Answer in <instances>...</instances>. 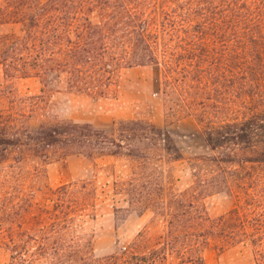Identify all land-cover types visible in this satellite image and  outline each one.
Here are the masks:
<instances>
[{
    "label": "rangeland",
    "instance_id": "1",
    "mask_svg": "<svg viewBox=\"0 0 264 264\" xmlns=\"http://www.w3.org/2000/svg\"><path fill=\"white\" fill-rule=\"evenodd\" d=\"M27 1L12 0L0 18V125L88 123L101 130L103 148L0 154V264H264V161L248 159L264 155L263 143L207 140L226 122L264 113V65L243 27L226 29L227 40L248 56L198 67L190 53L176 57L181 46L168 42L160 9L145 32L108 17L104 45L137 62L99 87L59 71L45 84L21 73L25 46L7 40L24 34V23L1 20L50 0ZM95 7V22L113 11ZM201 36L198 44L224 51L212 32L190 31L188 46ZM134 121L168 131L175 147L130 139ZM110 134L126 138L109 148Z\"/></svg>",
    "mask_w": 264,
    "mask_h": 264
},
{
    "label": "trees",
    "instance_id": "2",
    "mask_svg": "<svg viewBox=\"0 0 264 264\" xmlns=\"http://www.w3.org/2000/svg\"><path fill=\"white\" fill-rule=\"evenodd\" d=\"M27 2L24 0V3ZM98 4L106 10L105 12L109 9L113 11L109 15L102 14V18L95 22L92 12L98 9L95 7ZM46 5L30 11L27 16L1 19L24 23V34L8 36L7 40L10 46L18 49L22 48V45L25 46L22 48L25 52L22 53V58H25V61L21 65L22 69H19L21 73L42 75L45 84L48 75L55 71L68 72L71 83L80 82L87 88L111 83L113 75L120 67L132 65L137 61L129 59L125 53L117 50L110 53L104 45L108 17L119 24L129 19L128 24L145 32L150 27L149 13L155 8L160 9L162 13L161 25L168 27V42L178 41L177 44L181 46L180 51L176 53L180 60L190 53L188 56L198 61L199 67L204 61L214 57L217 59L214 64L222 68L225 60L232 62L245 58L249 53L234 49L227 40L228 29L243 27V38L249 36L252 42L258 45L251 54L255 53L262 61V66L264 65V56L261 57L264 52V0H69V3L65 0H50ZM13 7L12 0L0 2V18L12 13ZM21 7L24 8V5ZM177 29L184 30L185 33L176 32ZM223 29L225 31L222 32ZM192 30L202 34L212 32L216 35L214 40L223 46L224 51H215L216 47L209 49L206 44H198L197 42L202 44L207 41L204 36L193 38L195 44L188 46L189 33ZM72 32L77 36L75 39L71 37ZM8 52L6 48L3 54L8 56ZM166 56H169L167 62L171 73L175 65L169 60L174 56ZM223 57L226 59L223 60ZM133 123L135 126H130L133 131H130V139L151 140L152 144L160 146L159 148L163 146L169 152L175 147L171 134L163 128L148 127L136 121ZM224 124L217 127L215 133H208L209 143L218 142L221 146V142L232 140L250 146L261 142V151H264V113H256L243 121ZM101 138V130L94 129L88 123H43L34 130L2 123L0 154L11 149L25 148L36 151L58 148L66 153L74 151V148H103ZM107 138L106 147L117 148L121 146L120 141L125 140L126 135L119 139L117 135L110 134ZM114 151L120 152L119 149ZM248 159L264 161V155ZM205 218L202 215L201 219ZM225 218L227 220L225 216L221 217V220Z\"/></svg>",
    "mask_w": 264,
    "mask_h": 264
}]
</instances>
